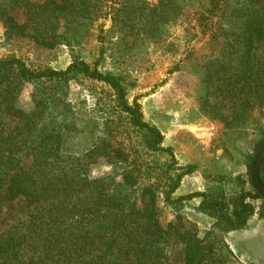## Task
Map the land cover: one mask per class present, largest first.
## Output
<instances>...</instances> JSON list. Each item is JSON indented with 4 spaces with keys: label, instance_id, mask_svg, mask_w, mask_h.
<instances>
[{
    "label": "trees",
    "instance_id": "1",
    "mask_svg": "<svg viewBox=\"0 0 264 264\" xmlns=\"http://www.w3.org/2000/svg\"><path fill=\"white\" fill-rule=\"evenodd\" d=\"M128 1L121 0L115 6V0H0V21L11 35L27 36L38 45L54 48L69 29L86 25L84 20L92 23L99 18L105 20L110 14L114 25L134 27L135 11L127 5ZM177 1L158 0L149 9L150 24L165 23L167 16L179 7ZM197 3L204 7L198 13L200 24L206 25L214 16L222 20L217 31L211 32V38L220 45L207 79L216 82L225 97L244 94L237 112L229 120L223 119L225 127H244L252 109H257L262 117L255 154L264 140V58L256 53V45L264 39V0ZM14 6L25 10L27 24L15 20L10 12ZM140 26L144 30L146 22ZM60 29L63 31L59 32ZM65 40L72 42L68 36ZM77 75L110 87L116 108L125 116L128 126L140 134L147 149L171 153L170 148L161 146L160 130L144 119L140 103L136 99L129 101L121 78L101 72L97 61L75 59L65 69L54 70L33 68L16 56L1 57L0 201L23 198L34 205V211L23 231L0 236V264H166L163 242L171 233L183 245V264H233L234 254L215 233L245 228L255 209L250 199H260L264 204L250 183L249 172V190L244 187L245 180L237 177L240 190L236 193L228 194L223 189L194 191L174 201L170 195L191 167L166 176L165 201L200 198L196 210L212 219L211 229L201 237L194 224L171 221L162 225L157 188L153 184L134 194L138 178L147 174L148 163L136 167L132 159L135 157L125 149L103 139L82 155H73L61 149L60 134L49 133L35 139L45 102L34 97L30 111L19 108L21 83L40 79L66 81ZM8 119L16 123L10 127ZM26 156H31L32 162L23 166ZM253 156L248 157V163ZM99 157L133 166L117 176L91 177L89 166ZM174 162L168 170L174 169ZM259 178L264 185V155ZM210 235L212 240H207Z\"/></svg>",
    "mask_w": 264,
    "mask_h": 264
},
{
    "label": "rangeland",
    "instance_id": "2",
    "mask_svg": "<svg viewBox=\"0 0 264 264\" xmlns=\"http://www.w3.org/2000/svg\"><path fill=\"white\" fill-rule=\"evenodd\" d=\"M115 1L114 5L119 6L121 0ZM198 1L178 0L179 7L167 16L165 23L150 24L149 9L158 0H139L138 4L130 0L127 5L135 11L134 27L114 25L110 14L105 20L99 18L92 23L84 20L86 25L69 29L54 48L38 45L27 36L11 35L0 21V58L16 56L33 68L54 70H63L73 60L84 59L88 63L97 61L103 73L119 76L129 101L136 99L140 103L144 119L160 130L161 146L170 148L171 153L147 149L140 134L128 126L125 116L116 108L110 87L81 75L66 81H24L17 106L30 111L33 98H41L45 109L35 139L49 133L60 134L61 149L66 154L82 155L108 139L133 155L136 167L148 163L147 174L138 178L134 194L153 184L157 188L162 225L171 221L194 224L203 237L211 229L212 219L196 210L200 198L165 201L166 176L191 167V172L183 175L179 188L170 195L171 201L194 191L223 189L228 194L236 193L240 190L237 177L245 180L244 187L249 190L248 157L254 155L260 139L258 129L262 117L257 109H252L244 127H225L223 119L229 120L237 112L244 94L225 97L216 82L206 77L220 45L211 38V32L217 31L222 20L214 16L206 25L200 24L198 13L204 7ZM10 12L18 23L27 24L21 7L14 6ZM122 15L125 17L123 12ZM145 22L143 30L140 25ZM66 36L72 39L71 43L66 42ZM256 46V53L264 58V39ZM7 122L12 127L16 120ZM173 160L174 169L168 170ZM31 162V156L23 158V166ZM132 166L99 157L88 170L91 177L117 176ZM258 206L264 221L261 200ZM33 211L34 205L23 198L0 201V236L23 231ZM216 232L234 254L233 264H254L239 254L243 249L241 231ZM207 240H212V235ZM163 243L166 264H183L181 241L171 233Z\"/></svg>",
    "mask_w": 264,
    "mask_h": 264
},
{
    "label": "crops",
    "instance_id": "3",
    "mask_svg": "<svg viewBox=\"0 0 264 264\" xmlns=\"http://www.w3.org/2000/svg\"><path fill=\"white\" fill-rule=\"evenodd\" d=\"M259 200L250 199L255 208L254 213L248 219L247 226L239 230L242 232L241 243L243 244H241L243 249L239 254L245 259L251 260L254 264H264V221L261 213H258L260 208L259 206L257 207Z\"/></svg>",
    "mask_w": 264,
    "mask_h": 264
},
{
    "label": "water",
    "instance_id": "4",
    "mask_svg": "<svg viewBox=\"0 0 264 264\" xmlns=\"http://www.w3.org/2000/svg\"><path fill=\"white\" fill-rule=\"evenodd\" d=\"M263 155L264 140L261 142L257 151L255 152L248 169L250 183L261 199H264V185L259 178V165Z\"/></svg>",
    "mask_w": 264,
    "mask_h": 264
}]
</instances>
